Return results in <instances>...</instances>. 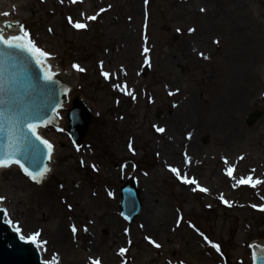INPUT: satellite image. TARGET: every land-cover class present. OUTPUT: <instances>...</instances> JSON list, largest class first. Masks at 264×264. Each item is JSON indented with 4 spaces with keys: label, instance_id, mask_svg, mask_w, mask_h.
<instances>
[{
    "label": "rangeland",
    "instance_id": "1",
    "mask_svg": "<svg viewBox=\"0 0 264 264\" xmlns=\"http://www.w3.org/2000/svg\"><path fill=\"white\" fill-rule=\"evenodd\" d=\"M93 15L96 20L87 19ZM69 17L88 27L76 29ZM0 18L18 20L50 54L55 70L78 78L62 110L66 128H42L54 145L50 176L41 183L27 180L16 192L0 180L4 208L21 234L40 232L46 257L58 256V264H253L251 242L264 241V183L253 188L238 181L264 180V0H0ZM128 29L134 30L130 45ZM229 89L243 93L241 103L214 111ZM75 98L93 112L80 148L72 143L68 119ZM186 98L192 114L187 124L174 115ZM256 110L261 114L248 123ZM172 124L180 136L169 155L163 146ZM131 138L142 151V174L124 162ZM169 165L209 192L194 191ZM130 177H137L144 207L127 223L119 217V187ZM153 209L166 229H146ZM61 229L66 247L53 237ZM121 248L128 249L123 256Z\"/></svg>",
    "mask_w": 264,
    "mask_h": 264
},
{
    "label": "water",
    "instance_id": "2",
    "mask_svg": "<svg viewBox=\"0 0 264 264\" xmlns=\"http://www.w3.org/2000/svg\"><path fill=\"white\" fill-rule=\"evenodd\" d=\"M10 24L13 25L11 22H7L5 26L13 29L14 25L9 27ZM6 52L10 54L0 55V110L4 111L7 116L10 115L8 109L15 107L28 113L32 117L30 122L39 125H45L52 121L69 91L71 79L67 75L73 76V83H75V74H55V82L46 83L43 79L48 71L46 64V67L41 68L36 63V59L27 52L19 53L16 50H6ZM74 103L73 111L79 112L80 117L77 121L73 111L71 112V135L76 141L81 142L88 130L91 115L86 106L78 99ZM260 114L259 110L251 113L248 123H251ZM60 122L61 119L58 116V120L56 119L53 126L59 128ZM7 129L8 124L5 121L4 128L0 130V152H3L9 143ZM16 148L19 158L30 170L38 171L43 170L45 166L48 167L50 159L47 147L35 136L30 135L27 143L17 142ZM128 190H131L135 196L131 203V208L134 207L133 213L128 217L129 220H132L139 214L142 203L135 183ZM123 209L125 211L129 209L128 206H125V202ZM253 251L255 253L254 264H264V246L255 244ZM0 264H44L32 243L20 241L17 234L3 221V211H0Z\"/></svg>",
    "mask_w": 264,
    "mask_h": 264
},
{
    "label": "snow or ice",
    "instance_id": "3",
    "mask_svg": "<svg viewBox=\"0 0 264 264\" xmlns=\"http://www.w3.org/2000/svg\"><path fill=\"white\" fill-rule=\"evenodd\" d=\"M60 2L63 3L64 0H60ZM71 2L75 3L76 0H71ZM145 2L147 3V0H145ZM110 7H111V5H109V8ZM106 10L107 9L101 8L100 12H105ZM201 11H204V9H201ZM4 15H9V14L4 13ZM97 15H99V13H97ZM97 15L89 16V17H87V19L88 20H96ZM68 19H69L70 23H73V26L76 29H86L88 27V25L86 23H81L78 21L73 22L71 17H69ZM12 26L13 25H11V24L9 25V27H12ZM15 26H17L18 30H19L18 34H16V35L6 36L4 33V30L0 29V55L10 54V53H7L6 50H16V52H19V53L27 52L28 54H30L32 57H34L36 59V63L38 65H40L41 68L46 67L45 60L49 57L50 54L42 51L40 48H38L35 45V43L31 40L30 35H29L28 31L25 29L23 24H21L17 21V22H15ZM49 31H51V29H49ZM178 31H180V30L178 29ZM189 31L190 32L194 31V29H189ZM145 51L147 52L148 49H145ZM200 55L203 56L204 54L201 53ZM41 58H44V59H41ZM47 68H48V71L44 75L43 79L46 83H54L55 82V79H54L55 73L51 71L50 65H47ZM73 68H75L77 71H80V72L86 71L84 68L80 67V65H78V64H74ZM101 69L103 70V62H101ZM102 74L104 75L105 78H108L110 75L106 71H102ZM114 86L116 88L121 87L119 84H116ZM127 94L133 96V99H135V96L133 95L132 92H127ZM8 111H9L10 115L6 116L4 111L0 110V130H2L4 128V122L7 121V124H8L7 130H8V135H9V143H8L7 148L3 152H0V169L10 168V167H12L13 164L18 165L23 170V172L27 176H29L34 182L41 183L42 180L45 178L46 173L49 172L50 169H48V167L45 166L43 168V170L32 171L28 167H26L25 163L22 162V160L19 158L18 149L16 148V143L17 142L27 143L30 139V135L35 136L37 140H41L42 143L44 145H46L47 150H48L49 159H51V154L54 151V145L52 143H50L47 139H44L43 137H41L38 134V128L40 127V125L38 123L30 122L32 117L28 113L20 111V110L16 109L15 107H10L8 109ZM45 126H47V125H45ZM59 130L63 131L62 128ZM156 130L158 132H161V133L165 131L161 127H157ZM188 138L189 139L191 138V134H189ZM129 149L132 150L133 153L135 152V150L132 149L131 144H129ZM241 159H243V157H241ZM185 160L188 163H190V161H191V158L187 155V153H185ZM92 167L95 168L96 166L93 165ZM169 169L178 178H180L184 183L194 184L196 186V188L193 189L194 191L196 189H199L200 191H202L204 193L209 192L208 188L201 187L199 185V183L194 178L189 179L186 174L182 176L181 172L178 168L169 165ZM233 171H234L233 168H229L227 170V175L229 177H232ZM238 183L241 185H250L251 187L255 188V187H257V185L264 183V180L253 179L252 176H249L246 179L240 178ZM5 199H6L5 197L0 196V203H3V201ZM220 199L226 205L231 206L230 202L228 200H225L222 194L220 196ZM252 207L256 208L258 206L253 204ZM259 207H260V210H264V205H261ZM0 211H3L5 215L8 214V211L6 208L0 209ZM8 222L13 223V221H11L10 219ZM192 227L195 228L196 226L192 225ZM196 230L199 232V229H196ZM15 231L17 233L22 232V230L19 226L15 227ZM76 231H77V229H76L75 225H73L72 226V232L75 234ZM85 231H87L86 228H85ZM199 234L203 237V239L209 245H211L212 248H214L216 250L217 253H219L221 256L224 255V253L221 251L220 244L214 243L213 241H211L203 232H200ZM39 237H40V232H35L34 234H32L30 236H25L23 234L20 235V239L27 240L28 242L35 244L37 247H40L42 244L47 243V241L39 240L38 239ZM146 239H148L156 248L161 247V245L159 243H157L155 240H152L151 237H146ZM129 243H131V241H129ZM127 251H128L127 248H121L120 249V255L123 256ZM253 255L255 258V253ZM44 264H58V256L55 257L51 261H45ZM93 264H100V262L98 260H96L93 262ZM180 264H183V262L181 261Z\"/></svg>",
    "mask_w": 264,
    "mask_h": 264
},
{
    "label": "bare ground",
    "instance_id": "4",
    "mask_svg": "<svg viewBox=\"0 0 264 264\" xmlns=\"http://www.w3.org/2000/svg\"><path fill=\"white\" fill-rule=\"evenodd\" d=\"M20 6L23 7L22 3L20 4ZM6 21L13 22V24L15 25V22H17L18 20H15L13 18H0V29H3L4 30L5 35L6 36L16 35L17 33L15 31L8 30V29L5 28L4 23ZM15 27L17 28V26H15ZM133 31H134L133 29H128V32H126V36H127L126 39H128V41H129L128 44L129 45H130V41L132 40L131 38H133V36H134L133 35ZM125 46L128 47L127 45H125ZM131 56L132 55L130 54V57ZM128 61H129L128 64L129 65H132L131 61L130 60H128ZM48 62H49V64H50V66H51L52 69L54 67V70L53 71H58V70H55L56 63H54L53 61H51V59H49V58H48ZM65 73H74L75 74V72L70 71V70H66ZM77 79L78 78H77V76L75 74V83H73V86L77 84ZM228 93L229 94L226 95V97H221V98H217L216 99L215 104L212 106V109L214 111H218L220 113H225L226 112L225 110L228 109L229 104L232 107H237L241 103L243 93L240 95V90L239 89H236L233 92H231V90L229 89L228 90ZM190 102H191L190 99L189 98H186V99H184L182 101V103L178 106V108L176 107V109L174 110V112H175L174 115L176 116V119L185 122V124H187L188 121H190L191 116H192V114L190 112V107H191L190 106ZM61 114H62V111H60V115H59V117L61 119L59 128L57 126H55L57 129H61V128L64 129V128H66L64 115L63 114L61 115ZM220 120H222V117L220 118ZM171 128L174 131H170L171 133L169 132V134L167 135V138L168 139H167V142H166V146H163V151L166 154H169V155H170V153L172 154V153L175 152L177 146H175L176 144H175L174 141H177L178 138H179V136H180L179 127H177L176 124L175 125L172 124V127ZM39 134L42 137H44L45 139L47 138V137L43 136L42 129H39ZM57 140H59V137H57ZM50 172H51V170L47 174L49 175ZM21 173L23 174V172L21 171V169L17 165H13L10 168L0 169V180L3 183H6L7 185H9L11 187L12 192H16L17 190L22 189L26 185L27 180L28 181L30 180V178H28L26 176H22ZM24 178H25V180H24ZM15 200L16 201L18 200L16 196H15ZM0 205L4 207V202L3 203H0ZM157 210L158 209H153L152 212L150 211L145 216V223H144V225H145L146 229H148L151 232L154 230V228H157L158 226L161 227V228L164 226L165 229L167 228V222L166 221H160L159 219H157L158 218ZM7 215H5V219L7 221H9V218H8ZM155 217H157V218H155ZM11 225L15 229V226L13 224H11ZM171 226L172 225L169 226V229L172 228ZM157 231H158V229H157ZM53 237H54L55 240H57V243L58 244H60V245H62L64 247H66V245L68 244L67 243L68 236L65 234V231L63 229L57 231L54 234ZM37 248H38V250H39V252L41 254L42 259H44L46 261H49V258L46 257V255L49 254V249L46 250L45 247H44V245H41L40 247H37ZM200 264H202V263H200Z\"/></svg>",
    "mask_w": 264,
    "mask_h": 264
},
{
    "label": "flooded vegetation",
    "instance_id": "5",
    "mask_svg": "<svg viewBox=\"0 0 264 264\" xmlns=\"http://www.w3.org/2000/svg\"><path fill=\"white\" fill-rule=\"evenodd\" d=\"M130 142H132V143H129V144H131L132 149H134L135 152L133 153V151L128 148L129 144L126 145V146H128L127 147V152L130 155H132L131 157L128 158L127 163H132V165L138 167V171L140 173H142L143 171L140 169V167L142 166L143 163H145V161L143 163H141V159H140L141 156H140V154H138L139 152L142 153V151H141V149L138 147V145L136 143L137 139H132V141H130ZM119 194H120V188H119Z\"/></svg>",
    "mask_w": 264,
    "mask_h": 264
}]
</instances>
